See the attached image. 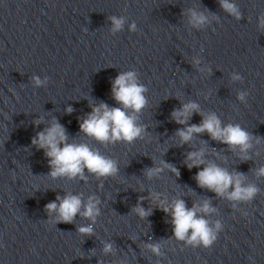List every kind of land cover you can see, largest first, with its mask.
I'll use <instances>...</instances> for the list:
<instances>
[{
    "label": "clouds",
    "instance_id": "obj_1",
    "mask_svg": "<svg viewBox=\"0 0 264 264\" xmlns=\"http://www.w3.org/2000/svg\"><path fill=\"white\" fill-rule=\"evenodd\" d=\"M221 8L228 14L241 18V13L236 4L230 0H219ZM190 11L189 23L193 27H200L207 23L208 17L203 13H198L195 10ZM113 33L122 29L124 19L116 16L109 17ZM261 26H264V19L260 21ZM135 24L130 25V30H135ZM199 63V61H196ZM47 79V78H46ZM41 81L39 77H32L35 86H41L46 83ZM234 80H239L240 77L234 75ZM147 89L138 83L135 72L128 71L119 74L112 81V97L121 105V107H109L107 103L101 102L99 105H90L91 112L80 123V131L96 141L104 143H115L124 141L131 143L141 137L144 128L137 124L138 113L146 106L147 100L144 93ZM246 93H240L238 99L243 101ZM131 110V113L128 111ZM73 109L68 107L67 113H71ZM202 116L200 124H189L193 114ZM172 119L178 125L185 127L178 128L175 135L179 137L180 145L188 143L193 139L194 134L207 132L209 136L221 143L227 144L230 148L239 147L241 153H247L252 147L251 141L253 135L243 129L239 124H228L221 126L218 117L213 114L204 115L200 107L195 102L182 104L179 109L171 113ZM40 119L34 121L39 125ZM259 142V138H256ZM32 145L38 149L44 150V155L48 159L49 167L52 169L49 173L53 178L58 176H67L75 178L80 176L83 178L84 169L97 177L114 176L118 172L117 163L115 160L105 157L98 150L91 149L85 143H68V137L63 125L53 119L51 125L41 132H38L31 141ZM203 151H190L187 154L185 163L189 170L192 168H200L203 165ZM249 157L244 155L243 160ZM163 167H152L145 169V175L148 178L158 175L163 171V168H168L170 171L177 173L178 170L171 164L161 161ZM258 176H264V167H261ZM194 179L201 188H207L215 192L218 196H227L229 200L250 201L258 192L254 185L243 186L242 181L244 174L230 173L226 169L217 166L214 163H208L207 166L197 171ZM233 189L229 191V189ZM154 200H159V194H150ZM144 197H140L136 207L132 209L141 218L151 215V209L145 210L140 206ZM59 201V203H57ZM99 200L95 197H89L87 202L82 201L81 195L67 194L64 197L57 196L55 201L45 205V210L51 215L56 213V223H72L77 216L81 215L84 218L95 223L96 217L100 214L97 207ZM165 214L171 215L174 236L181 241H186L190 245H202L210 247L217 239V231L221 229V224L217 222L215 229L209 225V221L198 216V213H210L214 211L210 207V202L205 200L202 205H193L188 208L182 199L175 200L172 204L166 205L165 201H160L157 204ZM83 208V211L81 209ZM77 231L82 235H92L93 227L91 224L87 226H79ZM153 252L158 253L159 245H148ZM103 251L105 253L112 251V244L106 243Z\"/></svg>",
    "mask_w": 264,
    "mask_h": 264
}]
</instances>
